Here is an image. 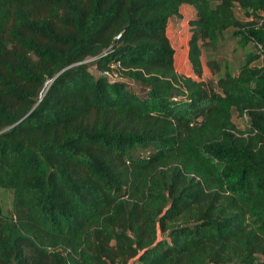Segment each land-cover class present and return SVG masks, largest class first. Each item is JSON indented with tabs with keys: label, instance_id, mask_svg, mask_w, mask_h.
I'll return each instance as SVG.
<instances>
[{
	"label": "trees",
	"instance_id": "1",
	"mask_svg": "<svg viewBox=\"0 0 264 264\" xmlns=\"http://www.w3.org/2000/svg\"><path fill=\"white\" fill-rule=\"evenodd\" d=\"M0 186V264H264V0H0Z\"/></svg>",
	"mask_w": 264,
	"mask_h": 264
},
{
	"label": "rangeland",
	"instance_id": "2",
	"mask_svg": "<svg viewBox=\"0 0 264 264\" xmlns=\"http://www.w3.org/2000/svg\"><path fill=\"white\" fill-rule=\"evenodd\" d=\"M234 12L236 16L239 18H244L242 16L241 11L234 7ZM235 36L231 34V28L224 29L220 37L218 38L217 42L210 45H205L203 47V51L205 53V56L208 59H215L220 68H218L217 71H215L214 74L209 76V79H211L212 85H215L216 78L222 73L224 69V64L228 66L232 72H236L238 69L239 64L244 58V52L247 49H253V46L250 43H246L245 45H240L236 41ZM89 59H86V61ZM261 57L256 60L257 62H260ZM254 61V62H256ZM90 72L93 75H98V71H96L93 67H89ZM137 92H141V90L137 89ZM232 120L235 123V125L238 128H243L246 125V118L244 116H239L235 114V111L232 113ZM0 202L5 209H9L11 205V191L9 189H6L4 187L0 186Z\"/></svg>",
	"mask_w": 264,
	"mask_h": 264
},
{
	"label": "built area",
	"instance_id": "3",
	"mask_svg": "<svg viewBox=\"0 0 264 264\" xmlns=\"http://www.w3.org/2000/svg\"><path fill=\"white\" fill-rule=\"evenodd\" d=\"M101 74L109 76V78H113V75L111 73L107 72L106 70L102 71Z\"/></svg>",
	"mask_w": 264,
	"mask_h": 264
}]
</instances>
